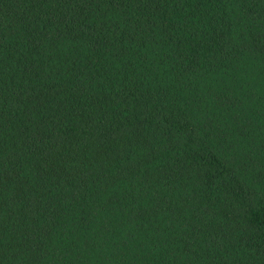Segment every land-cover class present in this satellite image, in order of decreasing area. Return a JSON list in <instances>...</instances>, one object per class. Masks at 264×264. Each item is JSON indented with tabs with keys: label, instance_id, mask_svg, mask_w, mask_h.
<instances>
[{
	"label": "trees",
	"instance_id": "trees-1",
	"mask_svg": "<svg viewBox=\"0 0 264 264\" xmlns=\"http://www.w3.org/2000/svg\"><path fill=\"white\" fill-rule=\"evenodd\" d=\"M0 264H264V0H0Z\"/></svg>",
	"mask_w": 264,
	"mask_h": 264
}]
</instances>
